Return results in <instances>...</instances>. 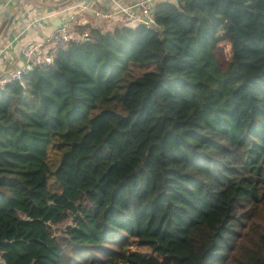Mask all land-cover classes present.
I'll return each instance as SVG.
<instances>
[{
    "label": "trees",
    "instance_id": "trees-1",
    "mask_svg": "<svg viewBox=\"0 0 264 264\" xmlns=\"http://www.w3.org/2000/svg\"><path fill=\"white\" fill-rule=\"evenodd\" d=\"M153 18L0 91V264H264V0Z\"/></svg>",
    "mask_w": 264,
    "mask_h": 264
},
{
    "label": "crops",
    "instance_id": "crops-1",
    "mask_svg": "<svg viewBox=\"0 0 264 264\" xmlns=\"http://www.w3.org/2000/svg\"><path fill=\"white\" fill-rule=\"evenodd\" d=\"M141 0H0V76L24 65L23 47L40 43L55 24L72 18V25L96 24L104 31L119 27V16L100 20L93 12L129 7L137 13ZM164 0H154V4ZM11 20L7 29V21ZM57 27V28H58Z\"/></svg>",
    "mask_w": 264,
    "mask_h": 264
},
{
    "label": "built area",
    "instance_id": "built-area-1",
    "mask_svg": "<svg viewBox=\"0 0 264 264\" xmlns=\"http://www.w3.org/2000/svg\"><path fill=\"white\" fill-rule=\"evenodd\" d=\"M154 0H141L135 6L137 13H132L129 7H118L115 11H95L93 16L100 20L110 19L119 16V26L131 27L143 25L155 27L153 18ZM87 34L75 33L72 25V18H67L60 27L47 34L40 43L32 44L21 49L24 65L15 69L7 75L0 76V91L4 86L16 81L22 86V76L32 68L50 67L60 52L65 51L70 44H80L85 41Z\"/></svg>",
    "mask_w": 264,
    "mask_h": 264
},
{
    "label": "rangeland",
    "instance_id": "rangeland-1",
    "mask_svg": "<svg viewBox=\"0 0 264 264\" xmlns=\"http://www.w3.org/2000/svg\"><path fill=\"white\" fill-rule=\"evenodd\" d=\"M215 53L219 58L220 63H226L229 60V46L225 42H221L216 46ZM140 69V68H136ZM51 181L53 182V178L48 176L47 184L50 185ZM53 189V188H52ZM121 252L123 253H135L141 256H149L151 253L143 247H138L136 243H129L128 245L120 247ZM109 264H125L122 260H112Z\"/></svg>",
    "mask_w": 264,
    "mask_h": 264
},
{
    "label": "water",
    "instance_id": "water-1",
    "mask_svg": "<svg viewBox=\"0 0 264 264\" xmlns=\"http://www.w3.org/2000/svg\"><path fill=\"white\" fill-rule=\"evenodd\" d=\"M10 22H11V20L7 21V24H6V28H5V29H7V28H8V26H9ZM58 26H59V24H58V25H57V24H55V25H54V27L52 28V31H53V30H55V29H56Z\"/></svg>",
    "mask_w": 264,
    "mask_h": 264
}]
</instances>
